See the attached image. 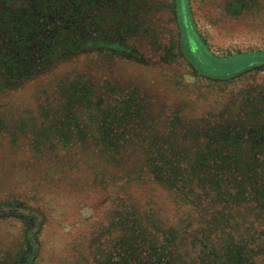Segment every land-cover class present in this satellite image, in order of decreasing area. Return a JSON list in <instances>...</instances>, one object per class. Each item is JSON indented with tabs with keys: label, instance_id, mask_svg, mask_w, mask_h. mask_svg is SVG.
<instances>
[{
	"label": "rangeland",
	"instance_id": "obj_1",
	"mask_svg": "<svg viewBox=\"0 0 264 264\" xmlns=\"http://www.w3.org/2000/svg\"><path fill=\"white\" fill-rule=\"evenodd\" d=\"M84 1L88 9H81ZM185 1L182 14L181 0H71L78 8L76 25L87 21L85 34L97 40L95 46L21 85L24 72L14 77V63L0 61V204L20 207L24 202L25 210L44 215L36 229V221L23 214L0 218V264H112L115 260L102 253L105 248L113 254L133 248L112 247L98 233L89 237L107 226L118 203L93 189V183L102 179L100 172L117 181L132 177L135 160L143 161L146 147L171 146L183 161L186 149L197 152L224 142L264 147V61H259L264 56V0ZM188 22L214 58L258 61L236 68L215 65L223 77L204 73L186 49ZM79 80L103 93L109 116L121 112L122 130L133 134L122 143L140 149V155L122 160L93 141L65 147L57 140L32 143L34 154L27 142L30 134L62 116L60 88ZM242 136L249 140H240ZM254 159L264 161V150ZM79 182L88 193L77 190ZM130 190L142 196L148 210L151 199ZM136 248L148 249L144 260L138 258L143 264H157L150 253L153 245ZM186 248L193 255L182 264H211L197 259L204 244ZM125 252L117 255L119 264Z\"/></svg>",
	"mask_w": 264,
	"mask_h": 264
},
{
	"label": "trees",
	"instance_id": "obj_2",
	"mask_svg": "<svg viewBox=\"0 0 264 264\" xmlns=\"http://www.w3.org/2000/svg\"><path fill=\"white\" fill-rule=\"evenodd\" d=\"M186 3L181 0L182 14L188 7ZM80 5L81 9L89 7L87 1ZM77 9L71 0H0V15H3L0 61L14 63L19 70L16 74L14 69V77L24 72L20 85L43 76L55 63L74 60L92 44L95 46L97 40L85 34L87 21L84 19L81 26L76 25L73 15ZM186 26L187 52L199 69L210 76L226 75L219 74V70H214L216 67L236 68L244 62L250 65L258 61L244 58L233 63L216 59L202 45L191 24L188 22ZM56 50L58 54L50 60ZM259 61H264V56ZM25 66L30 70L23 71ZM60 93L62 116L57 115L55 120L48 121L45 130L33 132L30 134L33 138L27 139L34 154L37 148L32 143L53 140L65 147L78 143L86 146L93 141L97 148L122 160L141 154L140 149L122 143L126 134L133 135L132 130H122L121 112L108 115L103 93L93 85L79 80L62 85ZM240 140L249 137L242 136ZM143 150L145 157L143 161L135 160L132 177L117 181L113 175L100 172L102 179L93 183V189L109 193V199L118 203L107 226L93 231L89 237L99 235L98 239H105L112 247L133 246L116 254L105 248L102 253L115 260L112 264H119L116 257L121 252H125L122 264H143V254L148 249L136 248L143 244L153 245L150 253L158 260L157 264H182V260L193 255V249L186 247L199 243L204 244L203 253L197 256L201 263L206 259L211 264H264V161L254 159L264 147L248 148V145L224 142L223 146L202 147L197 152L186 149L184 161L171 146ZM132 188L146 194L143 199H151L148 210L142 205V196L129 194ZM77 190L88 193L81 182ZM24 207H27L24 202L20 207L0 204V218L23 214L36 221V229L43 213ZM140 256L143 260H138ZM106 263L107 260L100 262Z\"/></svg>",
	"mask_w": 264,
	"mask_h": 264
}]
</instances>
